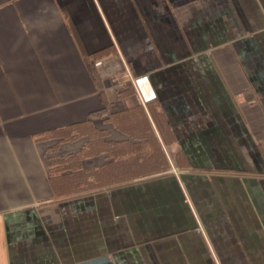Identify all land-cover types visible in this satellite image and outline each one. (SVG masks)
Segmentation results:
<instances>
[{"label":"crops","instance_id":"0c3cea01","mask_svg":"<svg viewBox=\"0 0 264 264\" xmlns=\"http://www.w3.org/2000/svg\"><path fill=\"white\" fill-rule=\"evenodd\" d=\"M0 264H264V0H0Z\"/></svg>","mask_w":264,"mask_h":264},{"label":"rangeland","instance_id":"374dc122","mask_svg":"<svg viewBox=\"0 0 264 264\" xmlns=\"http://www.w3.org/2000/svg\"><path fill=\"white\" fill-rule=\"evenodd\" d=\"M85 132H87V134L92 135V137L95 138L96 146H98L99 145L98 142H97V141H99L98 140L99 138L97 137L98 134L96 133L93 136L92 129H90V128L85 129ZM51 144H54V142H52ZM55 151L57 152V148L55 149ZM54 153L55 152H53V150L52 151L50 150L49 151V155L47 156L48 159L50 160V162L52 163V166H53L51 171H52L53 174H58V170H61V168H63V173H64L65 169L68 170L67 167H70L71 164L69 163L70 165H67V163L65 162L64 159H63V162L60 163L61 160H59V157L61 158V156L59 154L55 155ZM58 164H60V165H58ZM72 167H73V165L71 166V168ZM79 181H80L79 185H77V186L73 185L74 187L72 189H69L67 180L66 179L63 180V188H62L63 189V195L64 194H66L67 196L68 195H74V194L80 193L82 191H86V190H90L91 189L90 184H86V185L82 184L84 181H82L81 178H79Z\"/></svg>","mask_w":264,"mask_h":264},{"label":"built area","instance_id":"2783aa9c","mask_svg":"<svg viewBox=\"0 0 264 264\" xmlns=\"http://www.w3.org/2000/svg\"><path fill=\"white\" fill-rule=\"evenodd\" d=\"M126 77L132 83L136 95L143 105L148 104L156 99V93L153 90L149 77L147 75L133 76L127 69Z\"/></svg>","mask_w":264,"mask_h":264},{"label":"trees","instance_id":"16d2710c","mask_svg":"<svg viewBox=\"0 0 264 264\" xmlns=\"http://www.w3.org/2000/svg\"><path fill=\"white\" fill-rule=\"evenodd\" d=\"M82 177V176H80ZM79 175L77 176V174L72 173H67V176H65V178H67V183L69 186V189H72L74 186L73 185H79Z\"/></svg>","mask_w":264,"mask_h":264}]
</instances>
